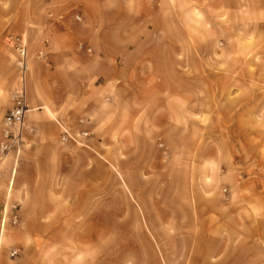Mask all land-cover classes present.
I'll list each match as a JSON object with an SVG mask.
<instances>
[{"label": "crops", "instance_id": "1", "mask_svg": "<svg viewBox=\"0 0 264 264\" xmlns=\"http://www.w3.org/2000/svg\"><path fill=\"white\" fill-rule=\"evenodd\" d=\"M164 1L169 6L163 11L161 0H0V31L9 32L5 36L20 37L26 45L24 83L28 108L21 146L0 162V204L7 200L18 205L20 219L16 227L6 226L0 234L1 242L7 230L13 228L18 239L10 247H0V264L75 261L68 256L65 242L55 239L90 236L86 230L66 226L95 221L92 206L97 203L98 169L112 180L115 170L114 164L105 159L106 164L99 166L98 149L113 140L114 127L122 114L125 113V135L139 134L143 140L146 136L136 127L145 123L160 126L159 118L165 120L164 124L173 123L172 99L168 107H163L155 95L161 92L139 79L157 76L154 69H146L147 58L153 63L157 59L145 53V47L168 45L169 60L177 62L178 40L132 37L129 32L152 24L147 29H153L156 35L162 14L169 18L171 27H177L178 0ZM184 1L180 9L186 14L188 31L193 28L190 7L194 3ZM211 4L215 6H204L205 13L225 17H211L208 25L204 19L201 41L186 37L185 60L199 61L206 68L211 62L234 63V69L226 71L229 73L217 71V83L210 92L225 95L224 100L223 96L217 100L218 108L226 107L237 123L244 109L241 95H264V73L259 72L264 64V0H213ZM243 25L250 31L249 44L245 43L250 52L246 54L241 49ZM211 27L218 33V52L211 49ZM17 58L0 37V139L3 118L11 107V93L17 87ZM248 61L253 76L249 88L242 89L241 63ZM190 70L193 72V68ZM222 77L229 79L226 86L219 83ZM185 93L193 96L194 88ZM185 108L193 110V100ZM166 109L170 112L165 113ZM260 109L257 102H252L249 110L255 115V123ZM156 117L158 123L154 121ZM191 120L194 124V117ZM63 129L75 141H62ZM83 132L85 135H81ZM222 152L211 150L205 154L197 150L192 155L210 164L211 172L225 179L232 176L229 169L218 167ZM147 162L139 165L138 172L149 182L160 173L161 165L155 162L148 166ZM126 173L125 169V187L130 192ZM237 184V188L242 186ZM195 188L182 212L175 209L177 198L170 197L165 203L160 197L155 203V215H159L155 220L177 223L171 237L186 240L179 259L184 264H264V213L258 212L264 203L235 197L230 193L231 185L213 195ZM140 204L145 220V208ZM12 248L19 250L15 261L9 257ZM89 250L86 246L81 251L78 264H92Z\"/></svg>", "mask_w": 264, "mask_h": 264}, {"label": "rangeland", "instance_id": "2", "mask_svg": "<svg viewBox=\"0 0 264 264\" xmlns=\"http://www.w3.org/2000/svg\"><path fill=\"white\" fill-rule=\"evenodd\" d=\"M211 2L213 0H193V7H190L193 28L188 31L185 25L186 14L181 12L182 8L180 9L185 5L184 0H178L177 27H171L169 18H164L165 14H162V19L157 24L156 35L153 29H147V26L152 24L147 26L144 24L141 29L129 31L132 37L137 35L145 39L159 38L163 42L171 37L178 40L177 62L169 60L168 45L146 46L145 53L155 55L157 59L155 64L147 58L146 69L148 71L154 69L157 76L139 79L142 84H153L156 90L161 92L160 95H155L160 99L163 107H168V102L172 99L173 123L164 124L165 120L159 118L162 123L160 126L145 123L136 127L146 136L143 140L138 136L139 134L135 135L138 137L125 135V113L122 114L119 123L114 127L113 140L103 143L98 149L99 166L102 162L106 164L105 159L114 164L115 170L112 180L109 174L98 169L97 203L92 206V217H95V221L67 223L66 226V229L86 230L90 236L55 239V242H65L68 256L76 259L73 262L71 260L70 264L80 263L81 251L86 246L90 247L89 257L92 264H184L179 256L183 255L186 240L179 239L175 235L171 237V231L178 228L177 223L170 220H155L159 216L155 215V203L160 197L165 203L170 197L177 198L175 209L182 212L185 202L192 199L195 187H199L201 192L205 191L213 195L217 191H222L223 187L231 185L233 190L230 193L235 197L257 199L264 203V95L242 94L244 109L235 123L234 117L228 115L226 107L218 108L217 100L222 96L224 100L225 95L210 92L214 88L212 86L217 83V71L229 73L226 71L233 70L234 63L211 62L209 68H206L199 61L185 60L186 37L193 38V41H201L203 20L205 19L208 25L211 17H225L221 14L204 12V6H215ZM168 4L169 2L161 0L163 11L169 6ZM242 21L245 22L243 18ZM215 27H211L209 35L211 43L214 44L211 47L212 51L218 52L216 48L218 33ZM249 32L248 27L243 25L241 31L243 53L250 52V47L247 45ZM221 33L223 34L224 30ZM0 34L4 45L16 54L4 40L9 32L0 31ZM18 60L19 58L17 64ZM241 64L242 89H246L251 84L253 69L251 70L249 61ZM261 66L259 72L264 73V64ZM17 67L18 85L20 68ZM192 68L193 72L190 70ZM212 70L213 72H210ZM228 81L229 79L224 77L219 79V83L225 86ZM192 87L195 93L187 97L185 92ZM145 95L149 96V93ZM192 100L194 109L187 110L185 108L187 102ZM252 102H257L261 108L257 123L253 120L255 115L249 110ZM164 111L170 112L168 109ZM189 112H193L194 116H190ZM191 117H194V124L191 123L193 121ZM168 119L170 120V114ZM154 121L157 122V117ZM197 121L200 124L197 125ZM197 150L205 154L211 150L223 151L224 156L218 159V167L229 169L232 177L222 179L220 175L213 174L210 164H203L201 158L193 157L192 153ZM7 157L0 158V162L5 161ZM146 161L149 162L148 166H153L155 162L156 165H161L160 173L149 182H146V178L138 172L139 165H143ZM125 169L126 178L132 188L130 192L125 187ZM149 171L153 173L150 168ZM237 183L242 186L237 188ZM139 201L141 204L138 203ZM138 204L145 208V220ZM163 211L162 213L165 212ZM258 212L264 213V205L259 206ZM186 227H188L187 222ZM13 230V228L8 229L7 235L2 237L1 247H10L17 242ZM18 257L19 250L16 258ZM16 258L10 259L15 261Z\"/></svg>", "mask_w": 264, "mask_h": 264}, {"label": "built area", "instance_id": "3", "mask_svg": "<svg viewBox=\"0 0 264 264\" xmlns=\"http://www.w3.org/2000/svg\"><path fill=\"white\" fill-rule=\"evenodd\" d=\"M77 21L80 20L79 16H75ZM5 42L16 52L18 55V66L20 68L19 82L17 87L11 93V107L5 114L2 121V133L0 140V158L3 159L16 151L22 143V131L24 127V119L27 113L26 93L24 83V72L26 69V45L24 41L17 36H6ZM82 48V45H79ZM90 51V49H87ZM85 135V133H81ZM62 141L72 140L75 137L67 130L63 129ZM19 207L16 204L9 203L4 200L0 204V234L5 229V226L16 227L19 224ZM1 247V242H0ZM18 256V249L12 248L9 250V257L16 258Z\"/></svg>", "mask_w": 264, "mask_h": 264}]
</instances>
